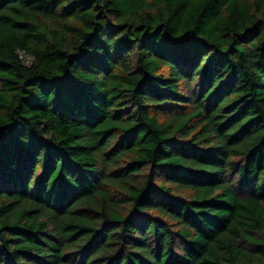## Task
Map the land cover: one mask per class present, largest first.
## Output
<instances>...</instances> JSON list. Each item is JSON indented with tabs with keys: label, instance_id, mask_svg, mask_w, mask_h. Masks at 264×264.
Wrapping results in <instances>:
<instances>
[{
	"label": "trees",
	"instance_id": "trees-1",
	"mask_svg": "<svg viewBox=\"0 0 264 264\" xmlns=\"http://www.w3.org/2000/svg\"><path fill=\"white\" fill-rule=\"evenodd\" d=\"M0 264H264V0H0Z\"/></svg>",
	"mask_w": 264,
	"mask_h": 264
},
{
	"label": "built area",
	"instance_id": "built-area-1",
	"mask_svg": "<svg viewBox=\"0 0 264 264\" xmlns=\"http://www.w3.org/2000/svg\"><path fill=\"white\" fill-rule=\"evenodd\" d=\"M19 56H20L21 58H24V59H26V57H27V55L23 54L21 51H19Z\"/></svg>",
	"mask_w": 264,
	"mask_h": 264
}]
</instances>
